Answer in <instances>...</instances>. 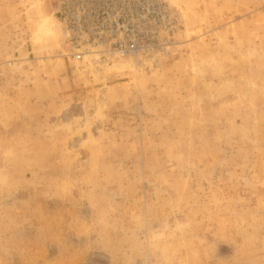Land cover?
<instances>
[{"label": "rangeland", "instance_id": "374dc122", "mask_svg": "<svg viewBox=\"0 0 264 264\" xmlns=\"http://www.w3.org/2000/svg\"><path fill=\"white\" fill-rule=\"evenodd\" d=\"M65 8L0 0V264H264V0Z\"/></svg>", "mask_w": 264, "mask_h": 264}, {"label": "built area", "instance_id": "2783aa9c", "mask_svg": "<svg viewBox=\"0 0 264 264\" xmlns=\"http://www.w3.org/2000/svg\"><path fill=\"white\" fill-rule=\"evenodd\" d=\"M73 5L72 9L65 8L66 21L71 26L74 40L94 47L101 45L97 37L106 34L110 36L121 33L131 35L146 34L140 29V19L147 18L152 8V0H66ZM96 3V6L94 4ZM126 4V5H125ZM133 6L130 10L129 7ZM139 8V9H138ZM88 19H91L89 22ZM115 20L109 23V20ZM93 37V39L87 38ZM135 45L116 43L114 51L125 56L134 51ZM80 57V56H78Z\"/></svg>", "mask_w": 264, "mask_h": 264}]
</instances>
